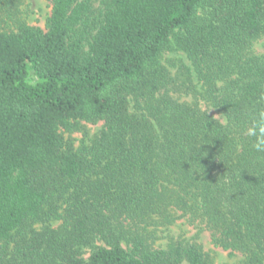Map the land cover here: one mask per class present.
I'll list each match as a JSON object with an SVG mask.
<instances>
[{"label": "trees", "instance_id": "obj_1", "mask_svg": "<svg viewBox=\"0 0 264 264\" xmlns=\"http://www.w3.org/2000/svg\"><path fill=\"white\" fill-rule=\"evenodd\" d=\"M48 1L0 0V264H211L180 219L264 264V0Z\"/></svg>", "mask_w": 264, "mask_h": 264}, {"label": "rangeland", "instance_id": "obj_2", "mask_svg": "<svg viewBox=\"0 0 264 264\" xmlns=\"http://www.w3.org/2000/svg\"><path fill=\"white\" fill-rule=\"evenodd\" d=\"M95 4H98L97 0H95ZM51 7V2L48 0H23L20 6L21 17L31 25L45 28L47 18L51 14ZM250 49L255 55H264V36L255 39L252 42ZM163 62L168 66H172L174 63L179 64L181 62H188V60L186 53L173 46L172 49L168 50L164 54ZM173 69L175 70V68ZM210 111L220 119H225L223 112L219 109L211 108ZM81 125L82 127L80 130L64 131L65 138L73 140L76 146L81 144L82 139L94 137L95 134H97L102 128L103 121L92 123L83 120ZM53 224L57 225L58 222H54ZM40 226L41 225H37V227ZM197 233L198 228L186 222L184 219H180L169 228L159 231V242L166 243L169 239H171V237H185L190 240H194V238H196V240L202 243L204 247L203 249L207 253L211 264H247L245 258L240 252L230 254L228 250H224L223 248L216 246L212 242L211 235L208 230H203L199 234ZM87 255H89V253ZM182 264L188 263L184 261Z\"/></svg>", "mask_w": 264, "mask_h": 264}, {"label": "clouds", "instance_id": "obj_3", "mask_svg": "<svg viewBox=\"0 0 264 264\" xmlns=\"http://www.w3.org/2000/svg\"><path fill=\"white\" fill-rule=\"evenodd\" d=\"M247 134L249 136H257V142L253 146L258 151H264V113H261L259 122L248 129Z\"/></svg>", "mask_w": 264, "mask_h": 264}]
</instances>
